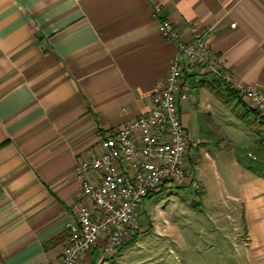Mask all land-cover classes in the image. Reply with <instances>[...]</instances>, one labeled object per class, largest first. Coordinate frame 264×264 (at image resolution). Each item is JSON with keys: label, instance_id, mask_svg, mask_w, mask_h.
<instances>
[{"label": "crops", "instance_id": "1", "mask_svg": "<svg viewBox=\"0 0 264 264\" xmlns=\"http://www.w3.org/2000/svg\"><path fill=\"white\" fill-rule=\"evenodd\" d=\"M161 20L184 42L211 28L217 66L264 93V0H0V264L58 262L71 208L84 201L77 165L147 114L167 76L176 44L158 33ZM182 81L181 123L202 139L186 156L185 187L204 195L197 169L203 180L209 167L231 171L237 187L223 183L206 241L178 264H264V119L214 74L197 81L186 67ZM232 105L235 124L224 117ZM103 244L100 235L78 264L164 263L146 252L128 260L142 237L110 256Z\"/></svg>", "mask_w": 264, "mask_h": 264}, {"label": "built area", "instance_id": "2", "mask_svg": "<svg viewBox=\"0 0 264 264\" xmlns=\"http://www.w3.org/2000/svg\"><path fill=\"white\" fill-rule=\"evenodd\" d=\"M211 30L196 32L184 42L170 22L161 20L158 33L176 44L167 76L153 95V108L147 114L108 132L101 152L77 165L74 174L84 201L71 208L68 237L56 264H78L80 256L97 245L100 235L104 236L102 254L112 255L138 234L143 201L161 186L172 188L183 182L186 156L202 143L200 138H189L179 116L178 101L190 98L189 88L182 81L186 67L197 81L204 74H214L246 101L258 122L264 119V93L255 86L235 82L230 73L217 66L207 45ZM248 157L254 159L251 154Z\"/></svg>", "mask_w": 264, "mask_h": 264}, {"label": "rangeland", "instance_id": "3", "mask_svg": "<svg viewBox=\"0 0 264 264\" xmlns=\"http://www.w3.org/2000/svg\"><path fill=\"white\" fill-rule=\"evenodd\" d=\"M238 110H235L233 105L231 111L226 109V115L224 116L226 121L230 118L231 123H238ZM239 149L244 150V147ZM217 169L218 175L214 173L211 167L207 168L204 177L209 178L203 180L200 169H197L196 177L202 182L205 191L202 196L199 195L200 188L185 187L187 180L185 176L183 182L176 185L183 190H174L173 194L170 195L169 192L163 193L161 187V194L148 197L143 201V207L139 210V232L121 247L134 243L139 237H142L143 246L141 250L135 249L128 260L136 257L138 259L137 254L146 252L150 256L156 255L158 259L162 258L163 264H178L184 253L189 251L191 247L197 246L196 239L206 241L205 238L210 230L208 222L210 206L215 205L219 198H223L217 192H220L219 190L222 189L223 183L226 181L228 186L237 187L234 181L235 177L231 171ZM226 177L228 179H225ZM180 237L183 238L184 243L180 242ZM121 262L122 259L120 258L119 264ZM124 262H128L127 259ZM235 262L234 260H227L226 264H235Z\"/></svg>", "mask_w": 264, "mask_h": 264}, {"label": "trees", "instance_id": "4", "mask_svg": "<svg viewBox=\"0 0 264 264\" xmlns=\"http://www.w3.org/2000/svg\"><path fill=\"white\" fill-rule=\"evenodd\" d=\"M230 95L233 97V96H236L237 94L233 90H230ZM161 187L163 188V186H161ZM161 187H160V190L155 195L161 194V191H162ZM199 195L202 196V193H199ZM152 196H154V195H152ZM152 196H149V197H152Z\"/></svg>", "mask_w": 264, "mask_h": 264}]
</instances>
